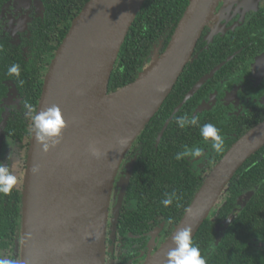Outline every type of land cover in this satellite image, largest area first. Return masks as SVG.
<instances>
[{
    "label": "water",
    "instance_id": "1",
    "mask_svg": "<svg viewBox=\"0 0 264 264\" xmlns=\"http://www.w3.org/2000/svg\"><path fill=\"white\" fill-rule=\"evenodd\" d=\"M221 1L190 0L164 52L155 51L135 81L114 92H109L113 70L146 0H89L75 17L49 66L37 108L58 106L65 127L60 136L45 138L47 153L36 142L34 126L31 131L16 245L21 264L106 263L121 163L173 91ZM90 145L99 149V158ZM263 146L264 121L213 167L189 205L191 213L144 264H168L174 235L191 227L193 239L237 171Z\"/></svg>",
    "mask_w": 264,
    "mask_h": 264
},
{
    "label": "flooded vegetation",
    "instance_id": "2",
    "mask_svg": "<svg viewBox=\"0 0 264 264\" xmlns=\"http://www.w3.org/2000/svg\"><path fill=\"white\" fill-rule=\"evenodd\" d=\"M47 9L46 0H0V56L3 55L1 50L9 48L10 53L19 57L25 56L26 61H29L38 37L37 30L44 29L41 24L44 23ZM164 44L165 38L159 39L153 46L150 57L155 51L163 53L166 49ZM57 50L51 57V62ZM191 63L196 65H190ZM192 69H199L198 78L190 87V82L185 80L182 86L185 91H177L182 98L174 104L170 117L164 120L154 144L158 147L162 143L173 116H177V119L198 116L197 126L181 129L176 124L177 128L169 133V140L174 141L177 138L179 141L180 135L187 133L189 128V145L182 147V152L198 147L203 155L195 159H180L183 166L181 173L189 170L200 174L205 180L229 148L250 129L264 121V0H222L215 12V18L204 29L193 58L181 76L186 77L188 70ZM5 72L0 66V137H3L0 142V163L10 169L13 165L11 171L15 168L19 171L18 166L22 167L25 178L33 125L31 115L24 106L25 96L15 79L1 80ZM189 78L195 79L194 76ZM22 113L31 125L30 134L23 141H19L6 128L11 119H18ZM206 123L214 124L223 137V150L220 153L214 152L210 142H205L200 135V126ZM139 137L126 154L116 177L109 210L105 264H144L161 248L177 225L167 220L163 214L153 216L146 211L148 205L152 209L159 207L150 198H147V204L142 203L138 197V187L136 189L132 184L144 146ZM8 141L21 147L24 157L16 159L12 153L6 163L5 159L10 150ZM263 148L264 146L256 153ZM221 154L223 155L219 158ZM263 157L264 154H261L260 159ZM255 182L256 185L244 189L236 200H230L228 194H223L217 203L220 207L218 211L215 214V209L211 211L207 219L214 223L215 238L200 249L207 260L206 264H264V189L262 194H257L264 178L257 176ZM14 188L23 192L24 185L22 188ZM258 195V199L262 198L260 204H257ZM222 207L228 208L227 214L219 220ZM248 207L254 223L242 227L239 233L233 231L230 236L238 238L237 241L224 243L225 249L218 250L234 221ZM18 240L20 245L21 232L15 242L14 258H11L21 264L20 253L16 254Z\"/></svg>",
    "mask_w": 264,
    "mask_h": 264
},
{
    "label": "trees",
    "instance_id": "3",
    "mask_svg": "<svg viewBox=\"0 0 264 264\" xmlns=\"http://www.w3.org/2000/svg\"><path fill=\"white\" fill-rule=\"evenodd\" d=\"M88 1L46 0L47 15L44 23L41 24L44 29L37 30L38 37L35 46L32 48L29 61H26L25 56L21 55L19 57L14 53H10L9 48L1 50L3 55L0 56V66L6 70L1 80L3 78L15 79L17 86L25 96L24 103L31 104L36 110L51 57L54 56V52L70 29L72 20L81 12ZM189 3L190 0H146L121 48L111 76L109 92L117 91L135 81L146 63L151 59V51L159 39L165 38L164 49L166 48ZM13 63L21 67L19 77L7 75V68ZM190 65L194 66L196 64L191 63ZM198 70H188L186 77L182 75L179 78L163 106L141 133L139 141H143L144 146L137 163L135 179L132 181L136 189L137 187L139 189L138 197L142 203L147 204V198H150L159 207L152 209L151 205H148L146 211L152 213L153 216L158 213L163 214L167 220L176 224L181 221L185 214V208H188L191 204L204 179L200 174L189 170L181 173L182 160H177L176 155L183 151L182 147L189 145L187 141L190 139L187 138L191 137L188 136L190 132L187 128V133L180 135L179 141L177 138L174 141L169 140L170 131L177 128V116L172 117L162 143L158 147L154 143L161 131L164 120L170 117L174 104L182 98V95H178L177 91H185V89H182L185 80L190 82L188 87L193 85L199 76ZM189 76H194L195 79H190ZM30 125L22 113L18 119L9 121L6 131L14 139L23 141L30 134ZM263 152L264 148L251 157L234 175L228 185L227 192H225L230 200H236L244 189L256 185L255 179L257 176L264 178V157L260 159V155L264 154ZM263 189L264 182L260 183L257 194H262ZM172 193H175L173 203L165 207L161 201ZM259 195L256 199L259 198ZM22 198L23 192L15 188L8 196L0 194V249L9 251L13 258L15 242L18 234L22 231ZM261 199H258L257 204H260ZM219 208L217 204L214 208V214ZM227 209V207L221 208L219 220L227 214ZM152 210L156 211L153 212ZM253 218L249 214V207L243 210L234 221L222 245L217 249L222 251L225 249L224 243L237 241L238 238L234 239L233 236H230L232 232H241L242 227L254 223ZM214 238V223L211 219H207L192 239V244H196V247L203 249V246L213 241ZM205 247L207 248V246ZM213 257L217 256L213 255Z\"/></svg>",
    "mask_w": 264,
    "mask_h": 264
},
{
    "label": "clouds",
    "instance_id": "4",
    "mask_svg": "<svg viewBox=\"0 0 264 264\" xmlns=\"http://www.w3.org/2000/svg\"><path fill=\"white\" fill-rule=\"evenodd\" d=\"M7 75L19 77L20 65L13 63L7 68ZM25 108L31 115L32 125L35 128V139L38 144H42V150L47 153L50 150L49 145L43 144L46 137L60 136L65 127V120L58 106H52L47 111H36L31 104H25ZM199 122L198 116H184L177 119L176 123L181 129L187 126H197ZM200 135L205 142H210L214 152L220 153L223 150L224 140L219 133V129L212 123H206L200 126ZM58 143V141H57ZM121 145L127 143L126 140L120 141ZM55 145H53L54 147ZM91 154L97 158L101 156V152L94 145L89 146ZM203 152L200 148L191 150L185 149L184 152L178 153L176 159L180 160L184 157H200ZM18 180L11 169L3 163H0V194L8 196L17 185ZM175 193L167 196L161 203L168 207L173 203ZM185 213H191V208H185ZM192 228L186 227L180 229L173 237L175 247L168 252V264H206L205 257L202 256L198 247L192 244ZM0 264H19L16 259L0 258Z\"/></svg>",
    "mask_w": 264,
    "mask_h": 264
},
{
    "label": "rangeland",
    "instance_id": "5",
    "mask_svg": "<svg viewBox=\"0 0 264 264\" xmlns=\"http://www.w3.org/2000/svg\"><path fill=\"white\" fill-rule=\"evenodd\" d=\"M8 142H7V146L10 147L9 148L10 150L6 156V159H5L6 163L8 162V159L11 157L12 153L15 155L16 159H18L19 157H22V156L24 157V150L21 149V147L20 148L17 147V145H15L14 143H11V141L9 142V144H8ZM18 168H19V171L17 168H15L14 170H12V172L16 175L17 180H18L16 187L22 188L24 185V169H22V167L20 168L19 166H18ZM11 169H13V165L11 166ZM5 257L12 259L11 253L9 251L0 249V258H5Z\"/></svg>",
    "mask_w": 264,
    "mask_h": 264
}]
</instances>
